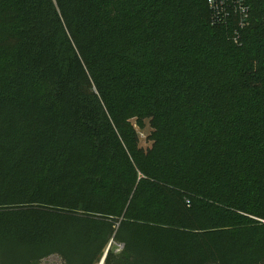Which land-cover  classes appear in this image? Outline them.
<instances>
[{"label":"trees","instance_id":"obj_1","mask_svg":"<svg viewBox=\"0 0 264 264\" xmlns=\"http://www.w3.org/2000/svg\"><path fill=\"white\" fill-rule=\"evenodd\" d=\"M245 6L240 27L207 0H0V264H264Z\"/></svg>","mask_w":264,"mask_h":264},{"label":"built area","instance_id":"obj_2","mask_svg":"<svg viewBox=\"0 0 264 264\" xmlns=\"http://www.w3.org/2000/svg\"><path fill=\"white\" fill-rule=\"evenodd\" d=\"M207 6L213 25L223 23L231 16H237V24L242 27L248 16L245 0H207ZM234 40L237 41L236 37Z\"/></svg>","mask_w":264,"mask_h":264},{"label":"rangeland","instance_id":"obj_3","mask_svg":"<svg viewBox=\"0 0 264 264\" xmlns=\"http://www.w3.org/2000/svg\"><path fill=\"white\" fill-rule=\"evenodd\" d=\"M141 146L145 147L146 145L145 143L141 142ZM111 247L116 253H118L122 249V245L117 243H112ZM38 264H63V260L57 254H53L48 257L42 258Z\"/></svg>","mask_w":264,"mask_h":264},{"label":"water","instance_id":"obj_4","mask_svg":"<svg viewBox=\"0 0 264 264\" xmlns=\"http://www.w3.org/2000/svg\"><path fill=\"white\" fill-rule=\"evenodd\" d=\"M108 248H109V246L107 247V249H106V251H105V253H104V255H103V257H102V259H101V261H100L99 264H103V262H104V258H105V255H106V253H107V251H108Z\"/></svg>","mask_w":264,"mask_h":264}]
</instances>
